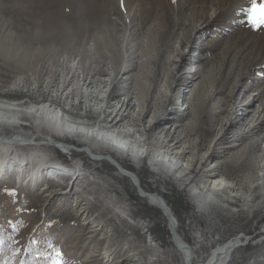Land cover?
<instances>
[{"label": "rangeland", "instance_id": "374dc122", "mask_svg": "<svg viewBox=\"0 0 264 264\" xmlns=\"http://www.w3.org/2000/svg\"><path fill=\"white\" fill-rule=\"evenodd\" d=\"M262 6L264 0H0V48L20 43V49L7 45L8 54L0 52V95L48 100L65 80L110 78V101L131 94L142 102L137 115L150 142L157 144L170 118L191 143L192 168L182 178L176 170L153 172L148 157L138 169L130 156L124 162L138 170L145 187L163 195L191 245H200L198 232L209 238L196 250V260L203 263L216 245L247 233L228 264H264V206L253 211L209 204L199 210L189 194L201 168L214 161L226 163L223 175L232 180L258 171L264 23L254 25L250 13L255 8L260 20ZM185 76L195 78L190 88L183 85ZM72 91L74 97L84 93L76 86ZM194 91L192 110L187 103ZM253 97V111L241 119L247 111L241 104ZM87 116L96 122L107 115L92 109ZM223 146L228 150L222 154ZM73 147L72 153L41 148L68 168L84 167L70 195L64 191L72 177L57 173H44L32 185L27 176L38 166L31 159L23 169L0 173V252L9 243L19 264H185L163 210L107 158L94 162L89 151ZM181 201L184 206L177 208ZM155 226L165 232L154 233Z\"/></svg>", "mask_w": 264, "mask_h": 264}, {"label": "bare ground", "instance_id": "6f19581e", "mask_svg": "<svg viewBox=\"0 0 264 264\" xmlns=\"http://www.w3.org/2000/svg\"><path fill=\"white\" fill-rule=\"evenodd\" d=\"M7 45L17 50L20 43L17 40L16 43L13 41L10 44L5 43L1 45L0 52L8 54ZM191 71L193 72V69ZM185 78L186 81L183 82V85L187 88H190L192 83L195 84L194 77L189 80H187V76ZM110 82V78L65 80L54 90L57 97L54 96L48 100L42 98L35 101L15 100L8 97L6 92H2L0 95V173L14 171L16 167L22 168L25 162L31 159L38 166L27 176L32 185L41 182L44 173L47 175L57 173L67 179L72 177V182L70 181L72 186L64 191L65 194L70 195L74 192V183L82 176L84 167L77 163V165L68 168L49 159L41 148L53 146L62 152L72 153L73 146H75L89 151L94 162L107 158L116 166L118 174L127 176L139 188V194L142 197L147 198L150 203L158 205L168 216L175 244L184 255L185 264H228L231 254L249 238L247 233L238 234L216 245L210 250L206 260L204 259L205 261L200 263L199 260H196V250L201 245L203 246L209 238L204 235L205 233L198 232L196 234L197 244L200 243V245H191L178 232V219L163 195L158 190L152 191L149 187H145L138 170L132 169L124 162V158L130 156L133 165L138 169L142 165V159L148 157V165L153 172L158 173L164 170L174 172L176 170L178 178H182L192 168L194 152L191 143L183 140V135L180 134L177 127L171 126L172 120L169 118L168 124L162 127V135L157 144L152 141L154 146L150 145L152 142L146 137V129L142 127L140 117L137 115L140 114L138 111L141 110L142 102L131 94L124 99L110 101L106 94L111 85ZM15 85L23 86L22 81H18ZM75 86L84 90L81 96L74 97L72 95V89ZM59 96L67 101V106L62 107L60 99L58 100ZM83 96L86 97L85 100L82 99ZM195 97L196 92L194 91L191 100L187 103L189 109L195 110ZM256 98L253 97L241 104L243 108L247 109L245 113H241V119H245L253 111L252 105ZM82 102H86L83 105L84 108L82 107V112L77 113L76 108ZM92 109L101 113L105 112L107 116L96 122H91L87 115L88 110ZM259 139L261 137L257 140ZM69 140L75 141L78 145L69 143ZM262 140L264 142V136H262ZM236 145L237 143L233 144L234 147ZM27 147H32L34 150L27 153L23 150ZM223 147L224 149L220 150L222 154L228 150V146ZM191 152L192 154L188 155ZM260 157L257 173L248 175L241 180H232L223 175L226 163L222 160L203 166L199 180L193 182L189 188V194L199 210H207L209 204L218 208L231 207L236 204L241 205V209L245 210H259L264 206V143ZM226 161L229 162V159ZM13 164L14 167H12ZM83 212L84 210L79 211L80 214ZM131 264L140 263L133 262ZM152 264L155 263L152 262Z\"/></svg>", "mask_w": 264, "mask_h": 264}, {"label": "trees", "instance_id": "16d2710c", "mask_svg": "<svg viewBox=\"0 0 264 264\" xmlns=\"http://www.w3.org/2000/svg\"><path fill=\"white\" fill-rule=\"evenodd\" d=\"M184 202V201H183ZM182 201L180 203H176V207L180 208L184 206V203ZM155 230L153 231L154 233H162L165 231H162L161 229H159L158 226H155L154 228ZM166 233L168 234V231H166ZM36 254V253H35ZM14 253L12 252L11 247H9V243H5L1 249L0 252V264H19L17 263L14 258H13ZM30 256V255H28Z\"/></svg>", "mask_w": 264, "mask_h": 264}, {"label": "snow or ice", "instance_id": "6c2138e0", "mask_svg": "<svg viewBox=\"0 0 264 264\" xmlns=\"http://www.w3.org/2000/svg\"><path fill=\"white\" fill-rule=\"evenodd\" d=\"M262 8H264V6H262ZM250 15H252V17H253L252 22L254 25L258 26L260 23H264V17H262L260 20L256 19V9L255 8L251 11ZM56 255H57V257H59L60 253L57 252ZM53 264H63V261L57 260V261H54Z\"/></svg>", "mask_w": 264, "mask_h": 264}]
</instances>
